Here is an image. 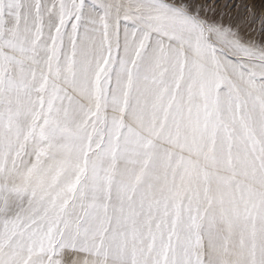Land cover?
I'll list each match as a JSON object with an SVG mask.
<instances>
[{
    "label": "snow or ice",
    "instance_id": "1",
    "mask_svg": "<svg viewBox=\"0 0 264 264\" xmlns=\"http://www.w3.org/2000/svg\"><path fill=\"white\" fill-rule=\"evenodd\" d=\"M0 264H264V0H0Z\"/></svg>",
    "mask_w": 264,
    "mask_h": 264
}]
</instances>
